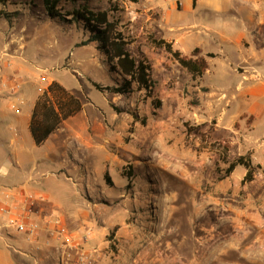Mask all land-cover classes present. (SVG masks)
<instances>
[{
  "label": "crops",
  "instance_id": "0c3cea01",
  "mask_svg": "<svg viewBox=\"0 0 264 264\" xmlns=\"http://www.w3.org/2000/svg\"><path fill=\"white\" fill-rule=\"evenodd\" d=\"M120 22L126 50L149 66L150 92L135 82L123 93L98 89L95 84L120 86L126 76L96 42L74 47L56 69L89 81L102 94L101 105L57 79L54 70L40 79L25 76L23 64L0 71L22 77L23 98L16 113L13 96L0 90V264H58L67 252V264H77L82 252L95 264H117L104 261L111 254L99 238L119 226L116 234L136 241L133 228L124 229L126 218L118 217L159 206L158 192L147 182L165 171L178 178L221 176L231 197L226 224L237 229V263L264 264V0H138ZM159 40L204 68L192 73ZM52 83L81 107L37 144L30 129L37 101L46 93L58 110L59 96L48 91ZM185 124L192 134L187 145L179 133ZM113 170L138 182L118 187ZM171 191L174 202L179 189ZM15 215L36 224L38 236L10 225ZM134 217L127 218L129 227L140 224ZM52 219L64 236L54 234ZM20 233L30 247L8 244Z\"/></svg>",
  "mask_w": 264,
  "mask_h": 264
},
{
  "label": "rangeland",
  "instance_id": "374dc122",
  "mask_svg": "<svg viewBox=\"0 0 264 264\" xmlns=\"http://www.w3.org/2000/svg\"><path fill=\"white\" fill-rule=\"evenodd\" d=\"M87 1L95 10L108 11L111 19L117 20L119 25L120 21H123L126 7L131 2L130 0ZM81 3H83L81 0L76 2L59 0L56 9L66 15L65 10L71 11ZM86 37L81 22L67 15L50 16L43 0H7L4 4H0L2 65L6 66L5 64L9 63L12 69L13 65H26L28 67L24 71L25 76L31 79H40L42 73L54 70L57 79H65L63 82L67 81L80 94H85L91 101L101 105L104 102L103 96L89 81L69 70L56 69L62 68L67 63L74 47L79 46ZM179 133L181 142L189 144V136L192 134L188 124L187 126L185 124ZM184 164L188 166V163ZM142 166L145 169L144 164ZM111 174L118 187L126 186L129 182L133 184L138 182L136 178L121 177L114 170ZM181 174L183 175L182 171ZM143 176L145 179L146 175ZM222 180L224 179L221 176L178 178L174 175L172 177L168 171L162 172L158 177L153 175L147 185L158 192L159 206L150 204L147 210L137 213L133 210L121 212L118 218H126L124 229L133 228L136 241L131 242L125 232L123 236L116 234L119 226L110 227L106 234L99 238L101 241H107L105 250L111 254V258L107 257L104 261L109 263L111 260L117 264H225L230 261L238 264L237 229L235 224L233 227L226 224V215L231 213V211L227 212L226 203L231 197L226 193L227 187L221 184ZM172 189H179L174 202H172ZM142 212H144L143 216ZM232 212L236 211L232 210ZM130 215L136 216L134 217L136 220L139 218L138 222L141 225L135 224L129 227L127 224H130L131 220L127 218ZM90 231L93 233L92 228ZM7 242L12 248L26 249L31 246L21 233L18 240L8 239ZM82 253L90 256L88 264H95L96 259L91 257L90 253Z\"/></svg>",
  "mask_w": 264,
  "mask_h": 264
},
{
  "label": "trees",
  "instance_id": "16d2710c",
  "mask_svg": "<svg viewBox=\"0 0 264 264\" xmlns=\"http://www.w3.org/2000/svg\"><path fill=\"white\" fill-rule=\"evenodd\" d=\"M6 1L0 0V4H4ZM72 1L76 2L78 0ZM81 1L83 3L77 7H73L71 11H64L71 19L79 23L81 22L83 25L87 37L80 42V45L96 42L97 47L107 56L108 61H113L115 66L126 76L122 84L117 87H100L98 84H95V86L98 89H107L111 92L123 93L135 82L139 87L150 92L152 81L149 78V66L142 61L136 62L126 50L127 39L123 31L119 28L118 21L111 19L108 11L95 10L88 5L87 0ZM130 1L137 2L138 0ZM58 3L59 0H43L46 11L50 16H66L59 13L58 9H56ZM156 44L158 46H164L183 67H186L192 73H200L204 68V64L193 61L186 56H182L178 51L172 50V47L168 43L159 40L156 41ZM48 91L55 92L59 96L58 102H56L58 110L47 99L46 93L37 101L30 124L32 136L37 144L44 141L63 119L77 112L81 107L80 102L69 95L57 83H52L48 87ZM237 163L249 167V163L243 161L242 158H239ZM234 164H231L230 168ZM250 177L251 170L249 169L245 179H249Z\"/></svg>",
  "mask_w": 264,
  "mask_h": 264
},
{
  "label": "built area",
  "instance_id": "2783aa9c",
  "mask_svg": "<svg viewBox=\"0 0 264 264\" xmlns=\"http://www.w3.org/2000/svg\"><path fill=\"white\" fill-rule=\"evenodd\" d=\"M6 55V53H3ZM7 67L10 66L9 63L5 64ZM2 63L0 59V71L2 70ZM22 84V77L17 73H12L7 77H3L0 75V90H8L10 94L13 96V100L11 101V108L14 112H19V106L23 103V98L19 95V91L21 89ZM33 198V195H28L27 200L30 202ZM29 205V204H28ZM28 211H30L28 209ZM25 217L22 215H15L9 220V224L14 226L18 232H25L30 237H37L38 236V226L36 224H27L25 222ZM52 222L56 225V231L54 234L59 238L66 234L64 227L60 225L58 219H52ZM65 241H69L65 239ZM71 253L67 252L64 254V260L60 258L58 264H67L66 259L69 258ZM79 262L81 264H88L90 263V256L85 254H80L78 256Z\"/></svg>",
  "mask_w": 264,
  "mask_h": 264
}]
</instances>
